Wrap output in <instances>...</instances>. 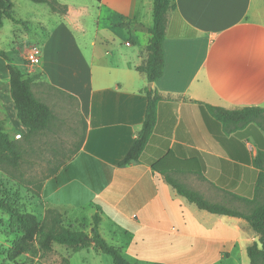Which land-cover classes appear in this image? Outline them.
<instances>
[{
	"label": "crops",
	"instance_id": "0c3cea01",
	"mask_svg": "<svg viewBox=\"0 0 264 264\" xmlns=\"http://www.w3.org/2000/svg\"><path fill=\"white\" fill-rule=\"evenodd\" d=\"M59 1L65 13L48 7L46 17L34 20L42 32L38 64L14 61L0 47L10 62L36 75L33 94L53 112L70 114L75 107L73 147L41 181L36 197L42 214L57 209L65 224L90 233L98 213L101 236L141 264H250L246 248L257 235L249 223L187 202L152 165L170 152L177 165L201 169L205 179L191 171L174 175L204 197L253 196L259 170L254 156L264 150V131L249 123L226 133L203 108L264 107V0H174L162 41V72L153 83L136 68L147 57L152 0ZM12 3L14 14L22 4ZM149 83L161 96L153 131L139 159L120 166L141 127ZM0 121L29 148L46 133L24 138L28 128L16 117L1 56ZM85 208L87 218L81 216ZM69 249L64 251H85L92 261L106 262L92 243Z\"/></svg>",
	"mask_w": 264,
	"mask_h": 264
},
{
	"label": "trees",
	"instance_id": "16d2710c",
	"mask_svg": "<svg viewBox=\"0 0 264 264\" xmlns=\"http://www.w3.org/2000/svg\"><path fill=\"white\" fill-rule=\"evenodd\" d=\"M35 3H45L57 13L66 12V5L59 0H30ZM99 2L100 0H95ZM176 8L174 0H152V25L148 28L150 37L146 45L147 57L144 64L137 66V70L144 73L148 82L153 83L161 75L163 68L162 41L165 37L167 24V12ZM5 19L15 23L21 20L13 14L12 0H0V29ZM129 27V24L122 23ZM0 56L6 59L9 71L10 95L16 110L18 120L28 128L24 138L29 139L35 134L49 131L54 127L55 114L52 109L43 101L38 99L32 91V85L36 75H28L19 66L10 62L6 53L0 49ZM146 104L144 117L139 131L137 132L131 146L119 161V165H126L139 159L156 122L157 103L161 96L153 86L145 88ZM204 113H208L216 121L221 123L226 133L240 129L243 126L254 123L264 131L259 120L264 113L262 106H245L235 109H226L219 106L205 104ZM27 145H31L28 143ZM25 145L12 139L6 132L3 123L0 121V167L17 169L23 158ZM264 150H257L254 156V164L259 169L254 186V193L251 198L228 192V202L213 201L204 197L200 192L188 188L174 175L176 171H191L199 178L205 179L200 168H185L177 165L171 153H167L162 159L152 165V168L160 172L172 189L184 199L202 210L219 215H231L245 219L257 235L256 240L246 248V254L250 264H264ZM60 164V163H59ZM58 164V165H59ZM57 165V166H58ZM56 166V167H57ZM52 168L51 172L55 170ZM41 182L36 185L33 194L37 197L40 194ZM32 191V190H31ZM226 202V203H225ZM227 204V205H226ZM0 210L8 214L11 239L6 249V257L9 261L16 263V259L27 254L30 256H42L52 251V245L59 244L77 251L86 248L91 243L104 254L110 256L112 264H141L136 261H129L118 246L109 244L100 234L98 227L100 216L93 215L90 233L83 230H74L70 225L65 224L62 214L54 208H46L41 218L23 209L18 203L17 196L0 187ZM61 264H69L67 257H62ZM150 264H164L152 262Z\"/></svg>",
	"mask_w": 264,
	"mask_h": 264
},
{
	"label": "rangeland",
	"instance_id": "374dc122",
	"mask_svg": "<svg viewBox=\"0 0 264 264\" xmlns=\"http://www.w3.org/2000/svg\"><path fill=\"white\" fill-rule=\"evenodd\" d=\"M13 1L22 4L21 6L16 4L14 16L27 20L29 23L27 25V23H15L9 19H5L0 31V47L7 51L8 55L13 57L14 61H20L19 59H21L24 64H28L24 58L25 54H22V49L27 47L28 40L33 41L34 44L40 47L39 41L41 40L42 32H39L34 20L46 17L48 5L35 3L30 0ZM67 1H73L74 4L78 5H88L90 2H94V0ZM86 21L89 22L87 24H89L90 28L92 25L90 17L87 18ZM88 34L90 36L92 35L91 28ZM18 54L20 57L18 56V58H15ZM33 66L34 65H32V67ZM21 69H23V71L25 70L24 67ZM54 112L56 115L54 127L49 131H45L46 133L40 136V138L37 137L32 147L30 146L29 148V145L25 146L23 158L18 168L0 167V187L2 190L16 195L20 206L23 209L33 211L38 218L42 217V209L40 204L36 201L33 190H35L39 182L43 181V179L49 175L52 168L66 160L67 155L73 147V142L76 139L75 130L77 129V116L74 105L70 114L61 113L57 108ZM259 120L264 128V113H262ZM15 133L11 135V138L24 144L21 138L15 137ZM223 201L232 205V201L229 199H224ZM87 211L88 209L85 208V212H82L81 216L87 218ZM9 223L8 214L0 210V264H44V262L46 264H61L62 257H67L69 264H112L110 256L106 254L102 255L106 262H97V260L92 261L90 255H87L85 251L70 252L67 254L68 251H64L66 246L59 244H53V246L58 249L46 255L34 257L23 254L16 259V263H13L6 257V249L11 239L14 237V233H11ZM85 258L87 262L83 263Z\"/></svg>",
	"mask_w": 264,
	"mask_h": 264
},
{
	"label": "built area",
	"instance_id": "2783aa9c",
	"mask_svg": "<svg viewBox=\"0 0 264 264\" xmlns=\"http://www.w3.org/2000/svg\"><path fill=\"white\" fill-rule=\"evenodd\" d=\"M126 44L128 45L129 42L126 41ZM40 56H41V50L39 46L36 44H31L29 45L24 58L28 63L27 65H36L40 61Z\"/></svg>",
	"mask_w": 264,
	"mask_h": 264
},
{
	"label": "water",
	"instance_id": "95a60500",
	"mask_svg": "<svg viewBox=\"0 0 264 264\" xmlns=\"http://www.w3.org/2000/svg\"><path fill=\"white\" fill-rule=\"evenodd\" d=\"M147 86H148V87H151V84L149 83Z\"/></svg>",
	"mask_w": 264,
	"mask_h": 264
}]
</instances>
